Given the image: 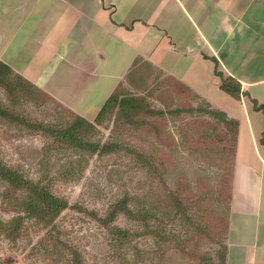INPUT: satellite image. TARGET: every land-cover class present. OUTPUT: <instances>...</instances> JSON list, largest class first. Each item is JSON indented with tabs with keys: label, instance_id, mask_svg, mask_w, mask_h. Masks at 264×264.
<instances>
[{
	"label": "rangeland",
	"instance_id": "374dc122",
	"mask_svg": "<svg viewBox=\"0 0 264 264\" xmlns=\"http://www.w3.org/2000/svg\"><path fill=\"white\" fill-rule=\"evenodd\" d=\"M30 22L0 31V61L12 69L26 66L28 44L44 33ZM122 87L160 115L132 124L117 108L96 129L84 124L78 137L113 148L92 154L60 145L39 128L68 131L79 114L41 88L45 93L12 100L0 86V107L26 120L0 115V162L71 206L49 228L30 222L22 235L8 236L4 230L24 214L27 193L0 181V264H225L240 127L219 121L211 114L219 110L171 77L157 73ZM98 88L90 101L102 108L106 89ZM94 115L79 116L94 123Z\"/></svg>",
	"mask_w": 264,
	"mask_h": 264
},
{
	"label": "crops",
	"instance_id": "0c3cea01",
	"mask_svg": "<svg viewBox=\"0 0 264 264\" xmlns=\"http://www.w3.org/2000/svg\"><path fill=\"white\" fill-rule=\"evenodd\" d=\"M24 2L0 0V31L32 18L45 30L28 44L26 66L12 67L77 114L96 118L99 86L107 101L128 79L159 73L239 123L226 264H264V111L252 103L264 106V0ZM216 68L241 85L239 99L221 89Z\"/></svg>",
	"mask_w": 264,
	"mask_h": 264
},
{
	"label": "trees",
	"instance_id": "16d2710c",
	"mask_svg": "<svg viewBox=\"0 0 264 264\" xmlns=\"http://www.w3.org/2000/svg\"><path fill=\"white\" fill-rule=\"evenodd\" d=\"M215 63L216 61L213 60ZM215 75L217 78L221 80V89L227 94L231 95L233 98H240L241 85L234 79L228 78L225 79L223 74L219 72L216 68ZM175 80V79H174ZM230 82H229V81ZM177 81V80H176ZM180 84V83H179ZM0 86L5 90L7 96L14 100L17 96H21L23 98L26 97H35L36 92L45 93L38 86H36L31 81L27 80L20 74L16 73L11 67L0 61ZM123 84H120L112 95L107 99L105 104L102 106L99 111L94 123L86 120L85 118L77 115L78 122L70 129V130H58L51 127H39L43 133L47 136H51L53 139L58 142V144L63 146H70L75 149H81L85 152H91L92 154L97 153H110L112 152V146H104L100 147L99 144H92L85 141L84 138L78 137L77 131L82 130V126L87 125L90 129H96V125L101 124L102 120L107 114L113 113L117 108L120 109V112H123L126 119L130 123H135L136 118L140 116H153L156 114L160 115V112H156L151 110L144 98H136L133 96L125 95L123 92ZM122 88V89H121ZM49 95V94H47ZM50 97V96H45ZM51 98V97H50ZM38 99V98H37ZM34 99V100H37ZM31 100V99H30ZM57 102H59L57 100ZM61 103V102H59ZM254 105V109L256 111L262 110L264 111V106H259L256 101H252ZM64 105V104H63ZM65 107V105H64ZM67 109L70 110L66 106ZM71 111V110H70ZM77 114V113H76ZM75 114V115H76ZM211 114L216 117L219 121L223 122L227 126L239 128V123L235 120H231L225 113L220 112H211ZM0 115L1 117L10 119L16 123H26V120L23 118H19V115L9 112L6 109L0 107ZM29 126H31L29 124ZM35 127V126H34ZM86 133H90V130H85ZM237 139L235 140V148L234 151L236 153ZM261 142L264 144V134L262 136ZM234 170V167H233ZM0 181L6 182L9 191L20 192L25 191L27 193V197L22 204V208L24 209L23 215H18L13 221L12 229L4 230L8 231V236H12L13 233L18 235H22L26 231V224H30V222H34L37 225H41L42 227L49 228L54 224L56 219L62 214L63 211L71 208L70 204L62 200L60 198L55 197L51 192L47 189L40 187L38 184H33L28 180H25L21 175H19L16 171L10 170L6 168L0 162ZM232 183V182H231ZM231 198H232V184H231ZM230 213V208H229ZM4 223L1 224V226ZM229 227H230V216L226 221V235L229 236ZM15 235V234H14ZM226 248L228 252V246L226 243ZM227 262V253L225 258V264ZM76 264H81L79 261H76Z\"/></svg>",
	"mask_w": 264,
	"mask_h": 264
}]
</instances>
